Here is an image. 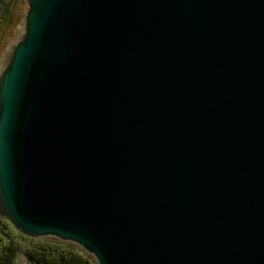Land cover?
<instances>
[{
	"label": "water",
	"instance_id": "water-1",
	"mask_svg": "<svg viewBox=\"0 0 264 264\" xmlns=\"http://www.w3.org/2000/svg\"><path fill=\"white\" fill-rule=\"evenodd\" d=\"M25 2L0 215L98 264H264V0Z\"/></svg>",
	"mask_w": 264,
	"mask_h": 264
},
{
	"label": "rangeland",
	"instance_id": "rangeland-1",
	"mask_svg": "<svg viewBox=\"0 0 264 264\" xmlns=\"http://www.w3.org/2000/svg\"><path fill=\"white\" fill-rule=\"evenodd\" d=\"M28 8L25 0H0V60L10 44L16 42V35L22 26L23 18L27 15ZM10 244L19 249L14 264H39L30 255L39 252L38 249L43 246H52L59 251L75 250L81 255L85 253L89 257L91 256L96 264L98 263L94 256L89 255L75 243L65 242L54 237H27L20 233L7 218L0 215V253L5 246Z\"/></svg>",
	"mask_w": 264,
	"mask_h": 264
},
{
	"label": "trees",
	"instance_id": "trees-1",
	"mask_svg": "<svg viewBox=\"0 0 264 264\" xmlns=\"http://www.w3.org/2000/svg\"><path fill=\"white\" fill-rule=\"evenodd\" d=\"M38 251L30 256L39 264H96L91 256L85 253L81 255L75 250L59 251L52 246H43ZM18 254L19 249L16 246H5L0 253V264H14Z\"/></svg>",
	"mask_w": 264,
	"mask_h": 264
},
{
	"label": "bare ground",
	"instance_id": "bare-ground-1",
	"mask_svg": "<svg viewBox=\"0 0 264 264\" xmlns=\"http://www.w3.org/2000/svg\"><path fill=\"white\" fill-rule=\"evenodd\" d=\"M61 240V239H60ZM79 246V245H78ZM97 261V260H96Z\"/></svg>",
	"mask_w": 264,
	"mask_h": 264
}]
</instances>
